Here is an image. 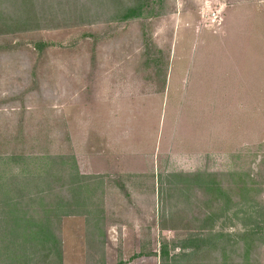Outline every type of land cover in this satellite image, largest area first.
Here are the masks:
<instances>
[{"label": "rangeland", "instance_id": "374dc122", "mask_svg": "<svg viewBox=\"0 0 264 264\" xmlns=\"http://www.w3.org/2000/svg\"><path fill=\"white\" fill-rule=\"evenodd\" d=\"M30 4L36 26L0 34V181L18 176V208L53 233L29 264H264V0H0V15ZM169 69L202 91L164 102ZM3 188L0 216L21 196Z\"/></svg>", "mask_w": 264, "mask_h": 264}, {"label": "trees", "instance_id": "16d2710c", "mask_svg": "<svg viewBox=\"0 0 264 264\" xmlns=\"http://www.w3.org/2000/svg\"><path fill=\"white\" fill-rule=\"evenodd\" d=\"M22 1L23 5L30 2V0ZM140 8V4L129 6L126 8L125 13L120 15L118 18L126 19L130 17H137L141 14ZM38 16L39 15L34 10L33 5L31 4L30 6H25L20 13L14 14L11 17L0 15V34L16 32L18 30L27 29L29 27L32 28L34 27V25L36 26V23L40 20ZM51 175L52 174H48L46 172V176ZM17 178L19 180L18 176H10L8 182L4 181L3 178L1 179L2 182L0 181V188L2 190H4L3 186H6L8 183L9 188H7V190H5L4 192L21 195L20 198L15 201L10 198V200H12L13 202H10V200L9 202L5 201L8 202L5 203V206L8 208L7 210H5V212L2 211V214L0 216V230H2V232L4 233L1 236L4 237L6 235L10 237L6 238V240H4L5 238L2 240L0 249L3 253L0 252V255L3 257V261L6 264H29L31 259L28 260L27 258L28 249L37 250L38 247L39 249L47 247L48 251H51L52 246L47 244H50L53 241V233L50 230L51 221H49V217H41L37 222H34L33 220H30L29 217L25 218L26 215L21 212L20 208H18V206H20L23 201L22 197L25 189H23L24 187L22 186V184L20 186L17 185ZM37 178L38 177L32 178L34 185H36L35 180ZM6 197L2 201L6 199L8 200L9 197ZM35 198L36 197H33V199ZM47 209L52 211L50 208ZM50 211L49 213L51 214ZM2 225H4L3 227L5 228L7 227V231L5 230V228H2ZM259 231L260 229L256 228L253 230H248L247 233L244 234L254 235L256 233H259ZM188 239H190V242L195 241V238ZM181 246L187 247L186 244H182ZM161 252L164 255H167V250H162Z\"/></svg>", "mask_w": 264, "mask_h": 264}, {"label": "crops", "instance_id": "0c3cea01", "mask_svg": "<svg viewBox=\"0 0 264 264\" xmlns=\"http://www.w3.org/2000/svg\"><path fill=\"white\" fill-rule=\"evenodd\" d=\"M174 76L175 75H173L170 72V69L166 73V75L163 76L164 77V79H163L164 80V84L162 86V92H161V95L160 96L163 98L164 102L166 101L165 100V98H166V92L168 93V91H170L171 89L175 93H177V91H182V92L184 91L183 93H186V91H189L190 90L191 84L193 85V88L192 89H194V90H196L198 92H201L202 89H203V88H201V84L196 79H194V80L190 79V84L186 85V87H188V88H185V85L183 84L184 83L183 82V79L186 76V73L185 74H181L180 76L178 75V77L175 80H174ZM172 82H173V84H172Z\"/></svg>", "mask_w": 264, "mask_h": 264}]
</instances>
